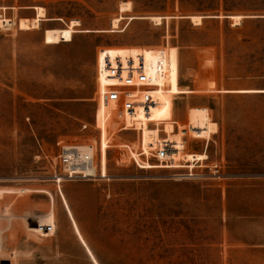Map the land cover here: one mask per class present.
I'll return each instance as SVG.
<instances>
[{"label": "rangeland", "instance_id": "rangeland-1", "mask_svg": "<svg viewBox=\"0 0 264 264\" xmlns=\"http://www.w3.org/2000/svg\"><path fill=\"white\" fill-rule=\"evenodd\" d=\"M35 6L46 17L20 29ZM0 7L16 21L0 27V264H264V89H248L264 85V0ZM73 19L69 41H46L47 29ZM164 47L173 120L189 125L187 151L209 157L139 167L121 157L122 144L138 147L137 133L111 129L99 104L98 52L142 51L153 62ZM209 121L218 123L211 138ZM71 144L95 145L100 166L103 151L106 177L58 183L57 155ZM190 170L203 175L183 176ZM45 225L55 231H39Z\"/></svg>", "mask_w": 264, "mask_h": 264}, {"label": "built area", "instance_id": "built-area-1", "mask_svg": "<svg viewBox=\"0 0 264 264\" xmlns=\"http://www.w3.org/2000/svg\"><path fill=\"white\" fill-rule=\"evenodd\" d=\"M109 48V47H108ZM101 48L98 52V77L104 79V85L98 90L99 104L107 109L106 120L111 129L115 131H134L137 133L134 148L131 142L122 144L121 157L133 160L137 166L143 167L155 158L157 165L174 167L180 165L175 153L174 143L168 138L162 121L153 116V110L159 104L158 93L165 89L164 81L167 75L166 48L153 49L156 59L148 61L143 52L120 53V51ZM177 124V123H175ZM149 126L164 132L166 136L160 137L148 147L144 146V127ZM88 124H82L87 128ZM109 145V144H108ZM81 145H63L57 155L59 167L63 176L55 174L56 181L74 179H94L101 176L100 165L96 163L95 152L81 157L78 147ZM101 154V153H100ZM108 155V152H107ZM108 159V156H107ZM151 164V163H150ZM97 165L98 169L91 175L87 172L89 166ZM203 174L189 171L183 176H201ZM54 232L55 226H43L39 231Z\"/></svg>", "mask_w": 264, "mask_h": 264}, {"label": "bare ground", "instance_id": "bare-ground-1", "mask_svg": "<svg viewBox=\"0 0 264 264\" xmlns=\"http://www.w3.org/2000/svg\"><path fill=\"white\" fill-rule=\"evenodd\" d=\"M5 8V7H4ZM36 15L32 18H19L17 24L20 29L28 30L33 28H38L40 21L43 17H46V8L43 6H35ZM233 19V24L238 25L242 22V16L239 14H235L231 16ZM156 23L162 22L161 16H152L151 17ZM192 22L195 24L202 23L201 15H193L191 16ZM120 21V18H115L113 20V26H117ZM16 24V21L13 18H9L3 14L0 7V27H8L11 28ZM80 22L76 19L71 20L68 28L62 29H47L46 31V41L48 43H61L62 41H69L72 37V29L79 25ZM159 96V104L153 110V116L155 119L162 121L164 126V130L168 138L174 143L175 148L172 150V153H175L178 159H182L186 162H189L190 165L194 164L196 160L204 161L208 159L207 152L199 153V152H188L186 140L188 139V129L189 125L183 122H178L173 120V96L170 92L160 91L158 93ZM177 123V124H175ZM177 126V127H176ZM160 130L146 126L144 127L142 138L144 142V146L148 147L150 144L155 143L160 138ZM206 131L208 137L212 133H216L218 131V124L216 121H209L206 126ZM206 138V139H210ZM72 145V144H71ZM81 153V157H85V155H91L95 152L96 148L93 144L81 145L78 147ZM160 166V165H159ZM193 166V165H192ZM164 167V166H163ZM97 165L89 166L87 169L88 173L93 175L97 170ZM101 176H105L106 166H105V157L104 152H101V166H100ZM68 206V204H67ZM69 208V207H68Z\"/></svg>", "mask_w": 264, "mask_h": 264}, {"label": "crops", "instance_id": "crops-1", "mask_svg": "<svg viewBox=\"0 0 264 264\" xmlns=\"http://www.w3.org/2000/svg\"><path fill=\"white\" fill-rule=\"evenodd\" d=\"M232 16V15H231ZM230 16V17H231ZM242 16V20H243V17H244V15H241ZM23 17L24 18H32L33 16H32V14H30V12L29 11H23ZM203 18V17H202ZM232 18V17H231ZM242 23V22H241ZM201 24V23H200ZM234 25V24H233ZM238 25H240V24H238ZM249 90H251V89H264V85H257L256 87H254V88H248ZM239 90H241V87L239 86ZM240 92V91H239ZM259 93V92H258ZM262 94H264V92H262ZM179 122V121H178ZM217 123V122H216ZM186 124H187V122H186ZM218 124V123H217ZM206 152V151H205ZM205 152H201V153H205ZM196 161H198V160H196ZM195 161V162H196Z\"/></svg>", "mask_w": 264, "mask_h": 264}]
</instances>
